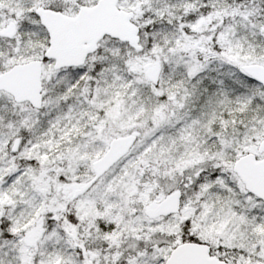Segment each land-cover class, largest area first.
Returning <instances> with one entry per match:
<instances>
[{"label":"snow or ice","instance_id":"6c2138e0","mask_svg":"<svg viewBox=\"0 0 264 264\" xmlns=\"http://www.w3.org/2000/svg\"><path fill=\"white\" fill-rule=\"evenodd\" d=\"M0 264H264V0H0Z\"/></svg>","mask_w":264,"mask_h":264}]
</instances>
